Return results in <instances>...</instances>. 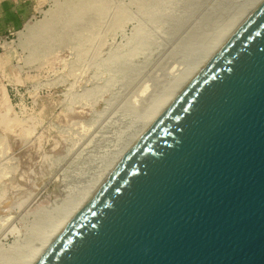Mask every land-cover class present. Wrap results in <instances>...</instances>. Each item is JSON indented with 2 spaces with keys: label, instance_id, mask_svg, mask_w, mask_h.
I'll return each instance as SVG.
<instances>
[{
  "label": "water",
  "instance_id": "obj_1",
  "mask_svg": "<svg viewBox=\"0 0 264 264\" xmlns=\"http://www.w3.org/2000/svg\"><path fill=\"white\" fill-rule=\"evenodd\" d=\"M35 264H264V0Z\"/></svg>",
  "mask_w": 264,
  "mask_h": 264
},
{
  "label": "rangeland",
  "instance_id": "obj_2",
  "mask_svg": "<svg viewBox=\"0 0 264 264\" xmlns=\"http://www.w3.org/2000/svg\"><path fill=\"white\" fill-rule=\"evenodd\" d=\"M24 1L25 21L30 25L53 9H62L64 19L77 11L85 16L90 6L108 11L113 5L111 0ZM124 22L110 24L93 48L77 36L71 47L67 37L56 35L46 45L25 50L18 41L23 28L13 31L0 23L1 248L23 243L41 215L58 214L88 188L129 134L130 121L121 113L133 95L136 93L133 100L142 102L141 107L156 93L158 76L163 83L179 40L163 48L164 41L156 44L162 40L154 36L144 54L128 53L132 64L134 61L131 67L143 68L137 86L128 91L122 86L129 79L121 80L116 71H108L113 56L127 52L132 26Z\"/></svg>",
  "mask_w": 264,
  "mask_h": 264
},
{
  "label": "bare ground",
  "instance_id": "obj_3",
  "mask_svg": "<svg viewBox=\"0 0 264 264\" xmlns=\"http://www.w3.org/2000/svg\"><path fill=\"white\" fill-rule=\"evenodd\" d=\"M262 1L111 0L113 5L112 7H107L108 11H104L103 7L100 6H90V11L86 13L87 15L82 16L77 11L71 17L64 18L65 20L63 19L64 15L60 12L62 9H53L47 12L40 22H35L33 25L27 24L18 32L19 45L24 50L38 45H46L47 41L53 40L56 35H60L62 38L67 37L66 41L71 47H73V40L77 36V39H85V42L91 44L90 47L93 48L95 44H99V38L101 39L107 33L110 24L128 22L132 26V35L125 46L127 47V52L113 56L110 70H108L110 72L116 71L115 73L120 74L121 80L129 79L122 86L126 91L135 86L141 75L143 76V71L141 70L143 68L134 69V67H131L132 61L128 53L141 51V54H144L148 43L152 42L151 40H153L154 36L158 40H162L156 41L158 42L156 44L162 45L164 41L165 44L163 45L165 46L163 48L170 44L173 45L172 42L176 40H179V43H177V51L173 52V55L171 54V58L174 60L170 65L172 67L171 70L169 66L163 83H161L162 80L159 79V76L156 78L158 79L157 90L155 89L156 93H153L154 95L151 97L149 96L150 99H147L148 102L144 103L141 106L142 108L139 106L142 102L137 103L140 101L133 100L137 98L134 97L136 93L132 94L133 98L124 109L125 113H121L123 118L130 121L129 134L123 139V142L119 143L118 149L111 153L112 156L106 159L102 166L103 168L97 173L88 188L81 192L76 199L65 205L58 214L45 213L41 215L33 226L29 228L25 242L10 246L7 249L0 247V264H35L39 260L57 235L91 198L134 143ZM69 15L71 14L69 13ZM76 16L78 21L75 19ZM77 26L80 28L76 29ZM103 27L105 31L101 30ZM121 32H123V28H121ZM113 35L108 36L113 38ZM85 49L87 50V48ZM134 56L136 57V54ZM114 75L110 80L113 81ZM145 88L141 89L140 93ZM144 99H146V96H144Z\"/></svg>",
  "mask_w": 264,
  "mask_h": 264
},
{
  "label": "crops",
  "instance_id": "obj_4",
  "mask_svg": "<svg viewBox=\"0 0 264 264\" xmlns=\"http://www.w3.org/2000/svg\"><path fill=\"white\" fill-rule=\"evenodd\" d=\"M24 2V0H0V23L13 31L30 24L31 22L25 21L27 12H24Z\"/></svg>",
  "mask_w": 264,
  "mask_h": 264
}]
</instances>
